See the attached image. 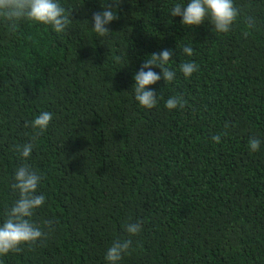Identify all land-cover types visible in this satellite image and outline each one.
<instances>
[{
    "label": "trees",
    "instance_id": "16d2710c",
    "mask_svg": "<svg viewBox=\"0 0 264 264\" xmlns=\"http://www.w3.org/2000/svg\"><path fill=\"white\" fill-rule=\"evenodd\" d=\"M178 2L61 0L72 21L60 35L0 21V223L18 198L10 185L29 122L53 114L27 161L43 175L46 204L32 219L45 236L0 264H106L125 240L121 264H264V144L248 148L264 140V0H234L227 34L183 25L170 13ZM106 5L118 19L102 39L92 16ZM164 49L176 80L161 79L157 106L142 108L134 74ZM189 60L199 70L186 80ZM173 96L183 106L169 111ZM129 223L142 231L131 236Z\"/></svg>",
    "mask_w": 264,
    "mask_h": 264
},
{
    "label": "clouds",
    "instance_id": "9594fccd",
    "mask_svg": "<svg viewBox=\"0 0 264 264\" xmlns=\"http://www.w3.org/2000/svg\"><path fill=\"white\" fill-rule=\"evenodd\" d=\"M121 0H112V4L118 5ZM173 17H180L181 23L188 27H197L206 21L213 26L216 33H229L239 16V10L234 0H182L175 3L170 10ZM118 19L117 9L106 5L104 10L96 12L92 16L91 30L96 37H110L109 25ZM0 21L15 30L24 22L43 25L60 35L68 31L72 21L71 16L62 6L61 0H0ZM183 53L191 57L194 49L185 45ZM173 53L164 49L159 53H151L146 57L140 70L134 74L133 92L137 103L145 109H153L157 106L158 98L154 85L161 79L166 83L176 80L177 73L169 67ZM159 68L158 73L153 68ZM199 70V65L189 60L180 64V71L184 78L190 79ZM183 106V99L170 97L165 102V107L175 110ZM53 119L49 111H42L29 123L34 130L33 142L18 146L17 151L24 163L15 168L10 185L13 192L18 193L11 207L6 210L3 222L0 223V259L9 253L17 252L23 245H32L39 242L45 232L33 221L36 210L42 209L46 204V196L40 193L43 175L34 170L27 162L30 160L35 140L40 134L46 132ZM219 135L212 140L220 142ZM264 140L259 137L251 138L248 143L250 152L260 151ZM51 222H46L50 225ZM125 230L131 236L138 235L142 231L141 223L126 224ZM131 241H116L107 249L104 259L106 264H121L125 255H130Z\"/></svg>",
    "mask_w": 264,
    "mask_h": 264
}]
</instances>
